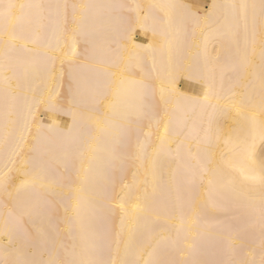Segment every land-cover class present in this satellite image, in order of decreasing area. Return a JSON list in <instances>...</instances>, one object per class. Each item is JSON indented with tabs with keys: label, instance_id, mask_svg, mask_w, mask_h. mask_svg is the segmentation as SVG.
<instances>
[{
	"label": "bare ground",
	"instance_id": "bare-ground-1",
	"mask_svg": "<svg viewBox=\"0 0 264 264\" xmlns=\"http://www.w3.org/2000/svg\"><path fill=\"white\" fill-rule=\"evenodd\" d=\"M14 2L43 7L27 10L32 25L25 21L17 24L21 38L9 54L7 72L0 68V138L6 131L7 96L11 120L17 126L26 118L34 121L32 156L49 162L65 184L56 187L54 194L33 188L12 191L11 199L17 202H34L46 196L58 210L51 224L37 216H25L29 236H13L14 247L23 249L24 258H39L42 241L38 230L48 231L52 225L59 228L66 244L78 241L79 224L70 225L64 217L75 218L79 203V215L94 233L99 254L109 261L135 259L140 247L149 241L162 242L166 258L177 264L251 258L253 253L259 259V225L249 226L244 203L225 187L227 177L217 178L215 188L209 186L208 177L193 183L195 161L186 152L178 157L176 148L189 137L193 123L203 119L206 128L209 115L214 130L227 131V125L242 119L235 111L220 110L233 100L245 101V112L258 110L262 94L259 45L254 53L249 47L250 63H241L234 38L214 21L217 15L232 14L228 5H258L260 0ZM213 2L221 7L205 22L207 6ZM65 3L93 7L78 9L75 20L69 9L65 24L64 9L57 7ZM161 4L172 7H153ZM37 21L39 40L33 43ZM259 27L258 20V31ZM213 32L216 34L210 36ZM4 39L0 36V65L4 64ZM235 39L242 54L246 39L243 27ZM72 48L77 55H71ZM142 76L149 78L157 100L163 92L168 101L172 151L153 158L155 149L150 148L148 159L131 160L122 170L113 169L103 151L97 150L105 139L103 121L135 103L139 92L135 81ZM70 88L77 101L75 110L82 115L73 136L83 132L91 139L83 149L73 144V158L65 161V148L72 138L50 132L48 126L53 122L71 124V116L50 112L43 104L33 106L29 115L28 105L47 100L50 94L63 93L66 98ZM205 92L210 93L207 102L203 101ZM197 98L201 103H194ZM38 124L44 125L39 133ZM212 144H216L214 135ZM255 151L257 155L264 152V142L259 138ZM6 199L9 197L0 193V226L9 211L3 206ZM241 240L246 247L233 254L232 243L238 245ZM6 243L8 237L0 236V246ZM148 251L143 252V259H148Z\"/></svg>",
	"mask_w": 264,
	"mask_h": 264
},
{
	"label": "snow or ice",
	"instance_id": "snow-or-ice-1",
	"mask_svg": "<svg viewBox=\"0 0 264 264\" xmlns=\"http://www.w3.org/2000/svg\"><path fill=\"white\" fill-rule=\"evenodd\" d=\"M43 5L15 3L8 0L4 3L0 0V36L6 37L3 40L2 54L4 64L0 65L5 72L8 70L9 54L16 48L17 41L21 38L17 35V24L25 21L29 25L34 23L27 10L42 8ZM57 7L64 9L65 24L68 20V10H72L73 19H76L78 9H87L92 5L67 4ZM103 7V6H96ZM161 9L172 7L171 5H154ZM208 12L204 20L207 22L213 12L221 7L213 2L208 5ZM233 12L231 15L215 17L218 28L224 29L225 33L234 38L237 49V56L243 64H249V47L255 52L257 45L260 48L262 94L258 110L245 112V101L233 100L224 105L222 112L235 111L242 119L234 120L227 125V131L221 128H213V119L209 115L207 127H204L203 119L193 123L189 137L177 145L176 155L181 157L182 152L195 161L191 172L193 183L198 178L202 183L208 177V184L211 188L216 187L217 178L227 177L225 187L238 194L245 206V213L249 220V226L259 225L261 241L259 259L255 253L251 258L242 256L239 259L229 258L219 261L196 262V264H264V152L257 155L255 143L257 138L264 142V0L255 3H240L228 5ZM257 9L259 15H257ZM259 20V31L257 21ZM32 35V42L39 40V22ZM243 27L245 33V49L240 53L239 41L235 39ZM216 33H210V36ZM71 55H77L75 48L71 49ZM219 59V54L217 56ZM7 82V76L4 77ZM139 88L135 103L125 107L119 113L103 121L105 125V139L102 148L98 145L97 150H102L108 165L113 169H123L131 160L148 159L149 149L154 148L153 158L158 157L162 152L172 151L170 139L171 116L168 109V101L161 93L160 99H156L152 83L147 76H142L135 81ZM210 93L205 92L203 101L209 100ZM195 104L201 103L197 98ZM45 105L46 109L54 113H65L71 116V124L62 125L53 122L48 126L50 132L58 133L72 138L65 148L64 160L70 161L73 158V144H78L81 149L89 144L90 137L83 132H77L82 119L80 112L76 111L77 101L75 93L69 89L65 98L63 93L49 95L47 100H34L28 105L29 115H32V107ZM7 96L5 99V134L0 138V193L9 197L3 202L8 208V215L0 226V236L8 237L9 243L0 246V264H177L174 259L166 258L165 247L162 242L153 244L151 241L144 243L135 259H124L120 261H109L99 254L94 233L79 215V203L75 218L64 217L70 225L79 224V239L71 245L66 244L59 228L56 225L48 231L38 230L42 249L38 253L39 258H24L23 249L14 247L13 236L15 233H23L27 238L28 229L24 227L25 216H37L51 224L58 212L53 200L41 195L36 201L17 202L11 199V193H16L27 188L41 189L44 192L54 194L56 187L63 188L65 184L57 170L53 169L49 162L37 159L32 156L35 151L32 140V123L25 119L22 125L17 126L11 120ZM215 107V106H214ZM163 112L161 116L160 113ZM163 125V132H161ZM44 125H37L39 133ZM203 132V137H201ZM215 136L216 144L213 146L212 137ZM226 137V138H225ZM223 141V147L220 146ZM193 143L195 151H193ZM17 180L20 182L17 184ZM70 187V186H69ZM231 227V225H229ZM233 254L237 249L243 251L246 247L245 241L241 240L238 245L234 242L231 245ZM151 249V251H148ZM148 251V259H143V252ZM31 253V249H29Z\"/></svg>",
	"mask_w": 264,
	"mask_h": 264
}]
</instances>
